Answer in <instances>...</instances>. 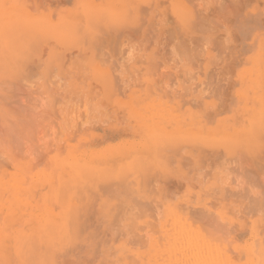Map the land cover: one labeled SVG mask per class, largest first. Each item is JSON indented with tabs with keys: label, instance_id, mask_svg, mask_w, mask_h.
I'll return each mask as SVG.
<instances>
[{
	"label": "rangeland",
	"instance_id": "rangeland-1",
	"mask_svg": "<svg viewBox=\"0 0 264 264\" xmlns=\"http://www.w3.org/2000/svg\"><path fill=\"white\" fill-rule=\"evenodd\" d=\"M0 65V264H264V0H0Z\"/></svg>",
	"mask_w": 264,
	"mask_h": 264
},
{
	"label": "bare ground",
	"instance_id": "bare-ground-1",
	"mask_svg": "<svg viewBox=\"0 0 264 264\" xmlns=\"http://www.w3.org/2000/svg\"><path fill=\"white\" fill-rule=\"evenodd\" d=\"M2 33H3V32H2ZM76 44H77V43H76ZM2 64H3V63H2ZM2 64H1V65H2ZM1 65H0V66H1ZM2 86H3V85H2ZM5 87H6V86H5ZM181 163H183V162H181ZM183 166H184V165H183ZM201 209H202V207H201ZM201 209H200V210H201ZM191 214H192V213H191ZM202 214H203V213H202ZM209 214H210V213H209ZM196 217H197V216H196ZM207 217H208V216H207ZM206 219H207V218H206ZM209 224H210V223H209ZM194 227H195V226H194ZM216 227H217V226H216ZM221 227H222V226H221ZM207 228H208V227H207ZM202 229H203V228H202ZM204 229H205V228H204ZM196 231H197V230H196ZM204 232H205V231H204ZM218 232H219V231H218ZM223 232H224V231H223ZM219 234H220V233H219ZM213 235H214V234H213ZM195 239H196V238H195ZM222 239H223V238H222ZM213 240H214V239H213ZM191 241H193V240H191ZM200 241H201V240H200ZM224 241H225V240H224ZM191 244H192V243H191ZM221 246H222V245H221ZM206 247H207V246H206ZM222 248H223V247H222ZM189 250H190V249H189ZM193 252H194V251H193ZM222 253H223V252H222ZM199 254H200V253H199ZM206 254H207V253H206ZM223 254H224V253H223ZM35 256H36V255H35ZM34 258H35V257H34ZM34 258H33V259H34ZM36 258H37V257H36ZM194 258H195V257H194ZM197 259H198V257H197ZM207 259H208V258H207ZM195 260H196V259H195ZM191 261H192V260H191ZM193 261H194V260H193ZM193 261H192V262H193ZM63 263H64V262H63ZM189 264H190V263H189Z\"/></svg>",
	"mask_w": 264,
	"mask_h": 264
}]
</instances>
